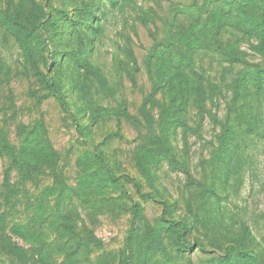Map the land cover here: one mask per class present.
Returning a JSON list of instances; mask_svg holds the SVG:
<instances>
[{
	"label": "rangeland",
	"instance_id": "374dc122",
	"mask_svg": "<svg viewBox=\"0 0 264 264\" xmlns=\"http://www.w3.org/2000/svg\"><path fill=\"white\" fill-rule=\"evenodd\" d=\"M168 49L193 55L182 114L164 117L173 155L148 148ZM4 141L0 264H235L238 249L251 254L239 264H264V0H0ZM91 144L127 191L86 188ZM59 183L74 233L53 225Z\"/></svg>",
	"mask_w": 264,
	"mask_h": 264
},
{
	"label": "trees",
	"instance_id": "16d2710c",
	"mask_svg": "<svg viewBox=\"0 0 264 264\" xmlns=\"http://www.w3.org/2000/svg\"><path fill=\"white\" fill-rule=\"evenodd\" d=\"M202 36L198 38L201 42V45L207 44L209 42L208 35H205L203 30L201 31ZM183 41V40H182ZM180 48L183 49L185 44H178ZM196 47L195 45L192 48ZM184 51V50H183ZM186 52V51H185ZM185 52L180 50L179 54H172L170 50L162 51L155 57V68H157L156 75V86L160 88V93L168 94V108L161 114L163 122L161 123V128L157 129L158 132H155L154 136L150 140L151 149L160 150L161 153L173 155L176 151L175 144L172 139L169 138V127L165 124L164 127V117L167 112L168 116H180L182 114V105L183 102H179V100H183L185 98V91H187L191 85V75L190 68L192 66V54L189 51L186 55ZM38 76L42 82V85L45 89H47L55 98L59 106L62 110L67 113L73 120L75 126L78 129H83L84 127L78 120V117L71 111L70 105L63 94L60 87L59 78H52L48 73L39 72ZM255 86H260L262 83L260 78H256ZM158 121V120H157ZM175 120L170 122V126L173 124ZM156 131V128H153ZM228 130V129H227ZM119 132V129H118ZM117 134V131L115 132ZM0 148L2 150L12 151V148L9 147L6 141L0 143ZM159 153V154H161ZM26 159V151L25 149L20 148V165L25 162ZM84 170L86 172L85 181L83 182L88 189L97 190L102 186H113L120 191H127V184L123 180V178L117 174L114 163L111 161L110 157L101 151L99 145L91 144L88 151H86L84 158ZM136 186V183H134ZM58 195L56 200V209H55V220H53V225L57 230L60 229H68L70 232H75V225L70 226V222L67 221L65 216L62 217V206L65 200L64 198V187L61 183L58 184ZM144 196V194H142ZM63 218V219H62ZM69 222V224L67 223ZM174 223L178 224V222L174 221ZM191 223L185 221L181 224V232H186L190 229ZM228 257L232 258L231 261L235 264H239L237 259L239 257L242 258H251V254L248 251H244L243 249H238V254H234V250L228 251ZM124 264H131L130 258L126 254H124Z\"/></svg>",
	"mask_w": 264,
	"mask_h": 264
}]
</instances>
